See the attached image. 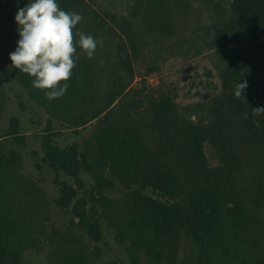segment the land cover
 I'll list each match as a JSON object with an SVG mask.
<instances>
[{"label":"trees","instance_id":"obj_1","mask_svg":"<svg viewBox=\"0 0 264 264\" xmlns=\"http://www.w3.org/2000/svg\"><path fill=\"white\" fill-rule=\"evenodd\" d=\"M162 1L148 0L143 16L151 33L169 37L174 18ZM28 2L0 0V77L17 80L50 116L36 134V165L55 172L57 204L72 208L75 226L91 241L103 238V221L122 227L123 239L133 237L134 249L155 264L163 261L158 250L166 236L178 250L180 231L188 232L201 257L219 254L218 264H264V220L255 215L264 205V115H252L253 108L264 107V0L216 2L213 33L222 88L195 105L205 115L195 113L194 105L182 107L173 92L148 95L136 88L132 55L141 39L134 25L109 23L85 0L56 2L82 16L74 33L104 42L91 59L77 47L66 94L48 100L9 57L19 39L16 12ZM244 81L246 100L237 99L235 85ZM12 121L0 136V264H22L24 251L41 243L49 205L45 190L22 172L18 153L6 151L5 139L18 145L27 139L18 132V120ZM54 121L63 127L55 129ZM87 126L93 128L86 135ZM61 129L77 140L61 145ZM207 144L217 157L214 166ZM246 180L252 182L245 186ZM117 187L122 197H110ZM89 263L78 245L58 264Z\"/></svg>","mask_w":264,"mask_h":264},{"label":"rangeland","instance_id":"obj_2","mask_svg":"<svg viewBox=\"0 0 264 264\" xmlns=\"http://www.w3.org/2000/svg\"><path fill=\"white\" fill-rule=\"evenodd\" d=\"M85 1L117 27L125 21L134 25V32L141 39L137 54L133 52L132 55L135 69L133 84L136 88L145 89L148 95L173 92L182 107L194 105V112L203 114L195 105L204 104L222 88L220 73L223 66L220 64L216 49L218 43L213 33L216 16L214 9L219 0H163L166 11L174 18L175 34L169 37H163L157 31H149V22L143 16L148 0ZM15 118L18 120L19 134L26 135L27 139L23 145L5 139L9 140L5 142L6 151L14 150L18 153L22 172L45 190L49 204L41 243L24 251L22 264H58L61 255L71 252L78 245L85 250L91 262L89 264H155L144 251L137 252L134 249L133 237L128 235L123 239L122 227H112L108 221H103V238L91 241L83 230L75 226L72 208L57 204L60 189L55 182V172L45 167L39 169L36 165L37 152L40 151V138L36 134L45 130L50 116L31 99L28 91L17 80L0 77V136L7 133ZM52 126L57 130L63 127L58 121H54ZM92 128L87 126L83 133L89 134ZM61 130L66 132L59 139L61 145L77 140L71 130ZM205 150L209 164H217L212 146L207 144ZM82 176L86 185L92 183L91 175L84 173ZM61 178L73 183V179L65 175ZM251 182L246 180L244 185ZM108 193L112 198L122 197L119 187ZM255 215L264 220V205L256 209ZM259 238V246L264 250V235H259ZM169 240L170 236H166L165 242L159 247L158 252L163 257L161 264H218L221 261L219 254L208 252L206 257H201L187 231H180L178 250Z\"/></svg>","mask_w":264,"mask_h":264},{"label":"clouds","instance_id":"obj_3","mask_svg":"<svg viewBox=\"0 0 264 264\" xmlns=\"http://www.w3.org/2000/svg\"><path fill=\"white\" fill-rule=\"evenodd\" d=\"M81 20L79 13L62 10L56 0H29L16 12L19 39L15 51L9 53L11 65L32 77L33 87L43 90L48 100L66 94L76 67L77 47L91 59L104 42L103 37L74 33ZM247 86V81L236 83L237 99L246 100ZM252 115H264V107L253 108Z\"/></svg>","mask_w":264,"mask_h":264}]
</instances>
